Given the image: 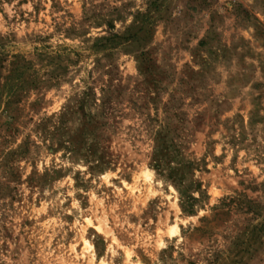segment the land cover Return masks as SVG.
<instances>
[{
	"label": "rangeland",
	"instance_id": "374dc122",
	"mask_svg": "<svg viewBox=\"0 0 264 264\" xmlns=\"http://www.w3.org/2000/svg\"><path fill=\"white\" fill-rule=\"evenodd\" d=\"M0 264H264V0H0Z\"/></svg>",
	"mask_w": 264,
	"mask_h": 264
}]
</instances>
